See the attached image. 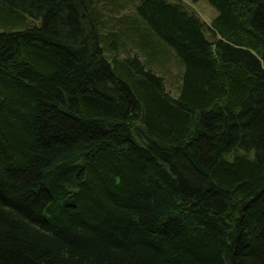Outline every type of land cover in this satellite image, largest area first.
Here are the masks:
<instances>
[{"label":"trees","instance_id":"trees-1","mask_svg":"<svg viewBox=\"0 0 264 264\" xmlns=\"http://www.w3.org/2000/svg\"><path fill=\"white\" fill-rule=\"evenodd\" d=\"M2 1L0 264H264V0Z\"/></svg>","mask_w":264,"mask_h":264},{"label":"rangeland","instance_id":"rangeland-1","mask_svg":"<svg viewBox=\"0 0 264 264\" xmlns=\"http://www.w3.org/2000/svg\"><path fill=\"white\" fill-rule=\"evenodd\" d=\"M187 4H189L193 9H195L201 17L209 22L210 18L213 17L217 10L216 8L210 4L208 0H183ZM107 5H111L112 3ZM106 10V15L108 13H113L115 10L110 9V7H104ZM114 8V7H113ZM134 7H131L130 4L123 5L119 12L128 13L130 15L133 14ZM117 12V13H119ZM117 15V14H116ZM0 19H9L14 21L15 23L12 25L11 21L9 23L1 24L0 30L2 29H10V28H21L25 25L31 24H39V18H33L29 16L27 13L11 8L8 4L0 0ZM109 19V16H108ZM158 39V38H157ZM154 42V40H152ZM159 44L155 43V49L153 51L144 52L139 50L137 46L133 44V41L130 37L123 38L119 44V50L121 55H127L129 53H136L139 58L143 61L144 65L150 69H152L157 74L163 77V83L165 89L172 95L177 96L180 90L181 84V74H182V63L179 60V57L175 53V51L167 45L162 40H158ZM161 45V46H160Z\"/></svg>","mask_w":264,"mask_h":264}]
</instances>
